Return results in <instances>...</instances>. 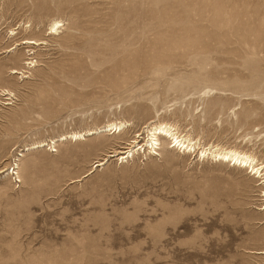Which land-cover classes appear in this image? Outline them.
<instances>
[{
  "label": "rangeland",
  "instance_id": "rangeland-1",
  "mask_svg": "<svg viewBox=\"0 0 264 264\" xmlns=\"http://www.w3.org/2000/svg\"><path fill=\"white\" fill-rule=\"evenodd\" d=\"M1 91L0 264H264V177L200 156L264 166V0H0ZM160 122L195 151L149 149Z\"/></svg>",
  "mask_w": 264,
  "mask_h": 264
},
{
  "label": "bare ground",
  "instance_id": "bare-ground-1",
  "mask_svg": "<svg viewBox=\"0 0 264 264\" xmlns=\"http://www.w3.org/2000/svg\"><path fill=\"white\" fill-rule=\"evenodd\" d=\"M60 26H61V20L59 19L54 20L51 23V30H52L51 33L57 31ZM23 42L28 44L38 43L37 41L32 39H26ZM14 72H18V71L14 70ZM128 125L129 122H123V121L119 123L111 122L104 126L88 129L86 131L72 132L61 135L58 139H51L52 141L49 143L45 141H40L33 146H26L25 150L47 146L49 150L55 151L56 150L55 147L58 141H68V140L81 141V140H86L88 136H92L94 134H102L112 131L114 133H120ZM147 137L148 140L145 145L148 144V148L154 151V153H156V149L161 144L159 142L161 138L162 139L169 138L171 140L170 143H173L174 147L177 146L184 151H195V146L197 144L196 141L194 142L190 136L180 133L174 125L167 122L152 124L147 129ZM142 147L143 146L140 147V142L137 139H134L132 142L128 143V146L125 147L123 150L117 151L115 155L118 156V160L123 162L128 160L129 158H132L134 154ZM200 156H204V157L211 156L212 158L230 161L231 163L234 164V166L240 165L242 167L243 166L248 167L258 176L264 177V173H263L264 166L261 165L252 154L239 150L237 148H224V147L210 145L207 147H203L201 149ZM103 164L104 162L102 160L97 162V166L99 167ZM15 166L17 169L19 168V165L17 163H15ZM92 170H90L87 174L91 173ZM2 173H5V171H0V174Z\"/></svg>",
  "mask_w": 264,
  "mask_h": 264
},
{
  "label": "built area",
  "instance_id": "built-area-1",
  "mask_svg": "<svg viewBox=\"0 0 264 264\" xmlns=\"http://www.w3.org/2000/svg\"><path fill=\"white\" fill-rule=\"evenodd\" d=\"M4 92H0V106H4V105H8L11 104L14 96L13 95H8V94H3ZM14 158L11 156V159L6 163V168L8 169V178L10 180V182L12 183V185L14 187H18L21 183L19 174H18V170L15 166L14 163Z\"/></svg>",
  "mask_w": 264,
  "mask_h": 264
}]
</instances>
